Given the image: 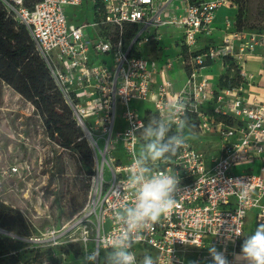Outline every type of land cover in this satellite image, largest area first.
<instances>
[{"label": "built area", "instance_id": "built-area-1", "mask_svg": "<svg viewBox=\"0 0 264 264\" xmlns=\"http://www.w3.org/2000/svg\"><path fill=\"white\" fill-rule=\"evenodd\" d=\"M0 1L7 16L29 31L35 52L83 128L93 158L97 148L108 158L102 170L94 166L87 206L71 227L51 233V262L80 264L87 250L99 248L102 255L109 250L117 228L114 210L133 199L126 180L143 143L140 131L127 134L146 125L143 113L129 104L146 100L158 116L167 103L183 102L185 114L196 115L197 129L217 138V149H197L187 138L176 156L156 165L178 174L183 191L169 213L141 231L133 246L137 260L151 255L157 264H211L208 249L215 246L238 264L248 215L256 227L264 223V98L244 95L253 74L240 59L260 39L264 51V30H238L227 20L230 32L222 42L201 46L215 29L218 9L237 6L235 0H91L93 21L82 23L73 21L66 8L82 9L85 0ZM169 28L181 30L180 50L164 62L144 53L153 43L161 50L163 30ZM226 56L238 64L246 84L221 88L203 72L214 60L225 67ZM175 64L185 72L177 91L169 75ZM255 160L260 161L257 170L236 169ZM236 181L246 184L244 200ZM70 243L79 245L78 255L63 249Z\"/></svg>", "mask_w": 264, "mask_h": 264}, {"label": "rangeland", "instance_id": "rangeland-1", "mask_svg": "<svg viewBox=\"0 0 264 264\" xmlns=\"http://www.w3.org/2000/svg\"><path fill=\"white\" fill-rule=\"evenodd\" d=\"M239 6L243 7L244 26L263 31L264 0H237V11ZM66 9L76 23L93 21L91 0H85L82 9L77 6ZM171 29L163 30L164 59L176 53L171 50ZM173 31L176 38L182 34L180 29ZM209 42L221 43L222 39L218 37L212 42L209 39ZM237 66V63L230 66L231 74L235 69L239 71ZM217 69L218 66L213 69L215 74ZM129 106L139 112L154 108L146 100H134ZM188 125L186 135L193 146L203 151L217 149L215 136L200 132L197 125ZM246 165L239 164L236 169ZM12 166L18 170L13 171ZM91 190V177L82 171L78 158L47 136L32 103L0 78V201L21 214L26 227L25 230L15 224L3 228L14 235L0 230V239L10 238L6 246L0 245V264H53L51 233L71 227L74 216L87 206ZM255 228L250 214L246 220V237ZM12 244H18V250L11 249ZM75 248L80 247L72 244L69 249Z\"/></svg>", "mask_w": 264, "mask_h": 264}, {"label": "clouds", "instance_id": "clouds-1", "mask_svg": "<svg viewBox=\"0 0 264 264\" xmlns=\"http://www.w3.org/2000/svg\"><path fill=\"white\" fill-rule=\"evenodd\" d=\"M164 108L161 116H154L142 129L134 127L127 134L134 136L140 131L143 138V143L133 154L126 180L133 199L114 210L113 222L117 228L110 238L109 250L103 255L99 248L87 250L79 258L80 264H157L151 255L138 261L133 246L141 231L150 229L174 208L176 195L183 191L178 174L157 170L156 165L167 163L176 156L186 143V129L189 128L183 102H169ZM95 151L94 165L97 170H102L108 165V158L99 148ZM236 183L241 186L239 198L246 199L249 194L245 182ZM123 199L128 201V197ZM208 252L211 264H231L225 253L215 246L209 247ZM236 260L238 264H264V223L244 238Z\"/></svg>", "mask_w": 264, "mask_h": 264}, {"label": "trees", "instance_id": "trees-1", "mask_svg": "<svg viewBox=\"0 0 264 264\" xmlns=\"http://www.w3.org/2000/svg\"><path fill=\"white\" fill-rule=\"evenodd\" d=\"M34 0H27L31 5ZM237 3V0H235ZM238 30L248 29L259 31L253 27L244 26L243 7L239 6L234 21ZM261 32V31H259ZM235 60L226 56L224 65L226 71L218 78V86L232 88L245 83V80L236 69L231 74L230 66ZM238 67V66H237ZM239 69V68H238ZM0 78L9 84L23 98L30 101L35 107L47 136L56 141L61 147L73 153L81 165L82 171L89 177L95 173L93 152L82 128L74 119L71 108L65 103L61 92L52 80L45 62L35 52L34 43L29 31L23 24L7 16L0 1ZM246 84V83H245ZM158 116L152 108L143 111L146 124L149 118ZM188 123L196 126L195 114L186 115ZM19 225L26 230L24 219L17 211L0 201V227L9 228L10 225ZM27 232V231H26ZM9 237L0 239V245L6 246ZM18 244H12L11 249L18 250ZM72 244L69 245V248ZM66 248V247H65ZM63 248L66 252L76 256L80 248ZM9 249V248H7Z\"/></svg>", "mask_w": 264, "mask_h": 264}, {"label": "crops", "instance_id": "crops-1", "mask_svg": "<svg viewBox=\"0 0 264 264\" xmlns=\"http://www.w3.org/2000/svg\"><path fill=\"white\" fill-rule=\"evenodd\" d=\"M236 6H222L218 9L215 19L213 21V26L215 29L213 30L212 34L209 35L207 42L203 41L201 46H203L205 43H209L210 41L217 40L218 37L220 39H223V37L227 34L224 33L226 30L230 32L229 29H227V20H230L231 22H234L236 19ZM171 29V38H173L174 43L171 40V50L174 52H178L180 50V45H179V37H174L175 31ZM165 32H168L165 30ZM218 32V33H217ZM221 33V34H220ZM163 40V39H162ZM213 44H218V43H213ZM161 46V50L158 49L157 45L155 43L150 46V48H146L147 50H144V53H147L149 55H152L153 57L157 58L161 62H164V44L163 41L160 42L159 44ZM175 53V54H176ZM240 59L242 62H244V66L248 73H252L253 77L247 82L245 88L247 91L246 97L251 94L256 95L260 97L261 99L264 98V51H263V46L261 44V39L259 40V43H257L254 47L253 50H247L243 52L240 55ZM218 66V69L216 71V74L213 72V69ZM226 71L225 67L222 65V62L220 60H214L213 62L210 63V65L207 68L203 69V72L207 73L211 79V82L217 83L218 78L221 74H223ZM185 72L181 68L180 65L175 64L174 68L171 69L169 72V75L171 78L174 79V86H173V91L179 90L182 85L184 84L185 81ZM214 76H216V79L213 80ZM154 106V105H153ZM155 109V108H153ZM143 113V112H141ZM246 167H253L255 170L259 168L260 161L255 160L254 162H249L246 163Z\"/></svg>", "mask_w": 264, "mask_h": 264}, {"label": "water", "instance_id": "water-1", "mask_svg": "<svg viewBox=\"0 0 264 264\" xmlns=\"http://www.w3.org/2000/svg\"><path fill=\"white\" fill-rule=\"evenodd\" d=\"M0 230H2V231H4V232H6L7 234L14 235L12 232H9V231H7V230H5V229H2V228H0Z\"/></svg>", "mask_w": 264, "mask_h": 264}, {"label": "bare ground", "instance_id": "bare-ground-1", "mask_svg": "<svg viewBox=\"0 0 264 264\" xmlns=\"http://www.w3.org/2000/svg\"><path fill=\"white\" fill-rule=\"evenodd\" d=\"M96 180H98V177L96 178Z\"/></svg>", "mask_w": 264, "mask_h": 264}]
</instances>
